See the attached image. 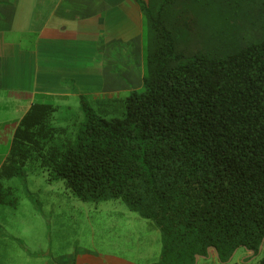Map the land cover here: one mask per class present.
I'll return each instance as SVG.
<instances>
[{
  "label": "trees",
  "instance_id": "16d2710c",
  "mask_svg": "<svg viewBox=\"0 0 264 264\" xmlns=\"http://www.w3.org/2000/svg\"><path fill=\"white\" fill-rule=\"evenodd\" d=\"M138 1L142 86L107 99L111 116L81 95L77 124L34 100L0 166V204L17 205L4 181L32 161L83 200L122 198L153 221L159 264L211 250L226 264L238 248L234 264H264V0Z\"/></svg>",
  "mask_w": 264,
  "mask_h": 264
},
{
  "label": "rangeland",
  "instance_id": "374dc122",
  "mask_svg": "<svg viewBox=\"0 0 264 264\" xmlns=\"http://www.w3.org/2000/svg\"><path fill=\"white\" fill-rule=\"evenodd\" d=\"M34 1L20 0L15 11L8 10L5 2L0 3V15L3 18L10 16L17 18L10 35L12 38L20 37L26 30L25 26V29H22L23 22L30 15L29 7L34 8L36 5ZM33 12L34 15L40 13L39 9H34ZM38 30V28L35 29V31ZM35 38H37L36 34ZM139 40L137 37L129 42L113 41L111 46L107 47V52L112 53L110 57H105L101 48V51L99 50L101 54H98L100 62L93 60L95 62L92 65L93 72H88V75L90 74L89 76L94 79L90 84L83 77L85 74L78 70V74L83 75L80 81L65 82L59 89L52 87V81L47 82L45 86L48 85L47 89L51 88L49 90L52 93L44 95L37 93L32 101L42 100L59 105L58 115L65 118L62 122L64 124H77L84 117L81 95H84L90 106L99 112L108 110L110 116L117 114L119 104L107 99H121L131 89L105 87L104 83L98 79L99 72L104 66L110 68L113 65L123 69L125 76L126 60L129 59L133 62L135 70H138V74L135 72L134 74L140 77V74L144 72L145 60L144 51L137 47ZM40 41L41 37L38 42ZM122 43L124 49H122ZM121 51L127 58L122 59L123 61L117 59ZM10 53L8 52L6 56V71L3 72L8 82H11L13 74L25 70L27 60L25 56L20 59L11 57ZM37 58H40V55ZM75 60L77 62L78 57H75ZM67 63L71 62L67 61ZM65 69H62L64 75ZM116 72L120 71L116 70ZM33 74V72L29 73L30 77H33ZM35 74L37 77L35 81H40V84L35 83L41 86L43 72L39 71ZM140 80L142 81V77ZM135 84L130 82V85ZM140 85L142 86V82ZM12 87L14 86L9 85L0 88V163L9 150L18 118L31 100L28 99L29 95L24 89ZM39 88L42 90L45 87ZM38 90L41 92L40 89ZM111 90L115 92L110 93ZM15 91L21 99H11ZM4 183L5 186L14 189V196L17 199L16 206L0 204L1 231L12 236L7 248L11 252L16 250L18 256L24 255L26 250L32 253L33 264H75L77 259L81 263L96 259L99 264H159L162 251L159 228L153 221L132 210L122 198L101 201L83 200L72 192L63 179H49L48 171L32 161L26 164L24 175L8 178ZM262 248L258 257L264 256V247ZM246 255L243 248H238L226 264L241 262ZM197 264L223 263L216 258H200Z\"/></svg>",
  "mask_w": 264,
  "mask_h": 264
},
{
  "label": "crops",
  "instance_id": "0c3cea01",
  "mask_svg": "<svg viewBox=\"0 0 264 264\" xmlns=\"http://www.w3.org/2000/svg\"><path fill=\"white\" fill-rule=\"evenodd\" d=\"M19 1L0 0V3L5 2L9 8L8 10L15 11ZM34 2L36 5L34 8L29 7L30 15L23 22L22 29H25L24 26L27 28L21 33L20 37L12 38L10 36L17 18L14 16L3 18L0 15V88L10 85L14 86L12 88L24 89L29 95L28 99H31L26 110L37 93H52L49 90L51 88L47 89L48 85L45 86L47 82L52 81V87L59 89L65 82L75 83L76 80L80 81L85 74L83 77L90 84L94 80L89 76L90 74L88 75V72H93L92 65L95 63L93 60L97 63L100 62L98 54H101V52L99 53L101 48L105 57L112 56L111 52H107V47H110L113 41L129 42V40L138 37L140 40L137 47L139 50H143V14L138 0H40L39 3L38 0H35ZM34 9H39L40 13L34 15ZM35 25L39 27L33 28L32 26ZM36 28L39 30L35 31ZM35 34L37 38H35ZM40 37L41 41L39 43ZM27 40L29 42H26ZM62 44L64 45L62 46ZM39 46H41V49H39ZM123 47L124 44L122 49H124ZM8 52H11L9 54L11 57L20 59V57L25 56V59H27L26 68L22 71L26 74L24 75L22 72L13 74L11 82H8L3 75V72L6 71L7 61L5 59ZM39 55L40 58H37ZM124 55L122 51L119 52L117 59L124 60L126 58ZM75 57L79 59L77 62ZM67 61L71 63L69 64ZM130 61L129 59L126 60L125 76L123 69L112 65L110 68L104 66L99 72L98 79L104 83L105 87L111 89L114 87H123L124 90L140 88L142 82L140 79L143 77V72L138 77V70H135L133 62ZM105 62L104 59V65ZM66 66L68 67L65 69ZM62 69H65V75ZM78 70H81L83 75L78 74ZM116 70L120 72L117 73ZM39 71L43 72L41 86L45 87V90L39 88L41 87L38 85L40 81H35L37 80L35 73ZM31 72L34 73L33 77L29 75ZM134 72L137 74H134ZM130 82L136 84L133 86L130 85ZM111 91L110 93L115 92V90ZM11 99H21V97L15 91ZM20 118H18V121ZM11 237L1 231L0 224V264H33L32 253H28L26 250L24 255L18 256L16 250L11 252L7 248ZM209 258H215L213 250H211ZM75 264H99V262L97 263L94 259L90 262L81 263L77 259Z\"/></svg>",
  "mask_w": 264,
  "mask_h": 264
},
{
  "label": "water",
  "instance_id": "95a60500",
  "mask_svg": "<svg viewBox=\"0 0 264 264\" xmlns=\"http://www.w3.org/2000/svg\"><path fill=\"white\" fill-rule=\"evenodd\" d=\"M262 247H263V243L261 244L260 249H262ZM216 254H217V252H216ZM198 260H199V256L197 255V256H196L195 264H197Z\"/></svg>",
  "mask_w": 264,
  "mask_h": 264
}]
</instances>
